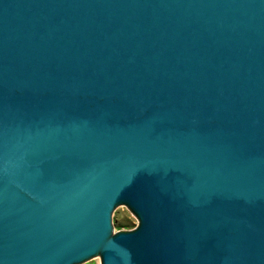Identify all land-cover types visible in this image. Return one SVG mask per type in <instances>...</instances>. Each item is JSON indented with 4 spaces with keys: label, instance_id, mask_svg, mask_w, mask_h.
Masks as SVG:
<instances>
[{
    "label": "water",
    "instance_id": "1",
    "mask_svg": "<svg viewBox=\"0 0 264 264\" xmlns=\"http://www.w3.org/2000/svg\"><path fill=\"white\" fill-rule=\"evenodd\" d=\"M97 258L264 264V0H0V264Z\"/></svg>",
    "mask_w": 264,
    "mask_h": 264
},
{
    "label": "rangeland",
    "instance_id": "2",
    "mask_svg": "<svg viewBox=\"0 0 264 264\" xmlns=\"http://www.w3.org/2000/svg\"><path fill=\"white\" fill-rule=\"evenodd\" d=\"M142 224L143 221L134 208H119L114 220L116 234L137 230ZM83 264H103V258L87 260Z\"/></svg>",
    "mask_w": 264,
    "mask_h": 264
}]
</instances>
